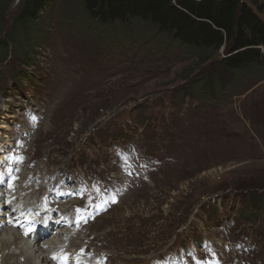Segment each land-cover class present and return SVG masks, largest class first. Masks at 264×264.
<instances>
[{
	"label": "rangeland",
	"instance_id": "rangeland-1",
	"mask_svg": "<svg viewBox=\"0 0 264 264\" xmlns=\"http://www.w3.org/2000/svg\"><path fill=\"white\" fill-rule=\"evenodd\" d=\"M0 1L6 5L0 40L9 43L0 53V146L14 143L13 134L25 138L26 154L39 161L19 169L46 178L52 167L116 174L112 206L89 223L77 248L108 250L112 264L144 263L191 238L222 239L220 225L236 219L235 239L251 236L260 252L255 264H264V205L254 201L244 212L250 218L237 215L242 195L264 197V61L228 73L225 47L206 59L138 16L93 18L82 0H53L30 31L17 27L13 42L21 0ZM258 14L264 20V11ZM24 106L44 116L27 136L26 126H12L25 125ZM129 140L163 161L139 184L111 151L113 141ZM32 184L38 189L43 182ZM1 208L5 231L17 207ZM17 245L20 264H49L27 239Z\"/></svg>",
	"mask_w": 264,
	"mask_h": 264
},
{
	"label": "trees",
	"instance_id": "trees-1",
	"mask_svg": "<svg viewBox=\"0 0 264 264\" xmlns=\"http://www.w3.org/2000/svg\"><path fill=\"white\" fill-rule=\"evenodd\" d=\"M52 1L21 0L11 29V41H15L17 27L26 33L30 31L29 24L37 20ZM82 1L93 18L107 22L114 19L127 21L132 16H138L156 25L159 31L170 35L174 41H182L194 50H202L206 53V59L211 53L225 47L227 54L223 57V63L231 74L264 61V20L258 14L264 11V4H259L258 0H252V4L244 0ZM5 11L6 5L0 1V32L4 26ZM8 51L9 43L1 39L0 53ZM203 80L214 86L213 79L211 81L204 77ZM241 199L243 214L251 212L254 201L264 205V197L255 200L254 196L249 198L246 194Z\"/></svg>",
	"mask_w": 264,
	"mask_h": 264
},
{
	"label": "bare ground",
	"instance_id": "bare-ground-1",
	"mask_svg": "<svg viewBox=\"0 0 264 264\" xmlns=\"http://www.w3.org/2000/svg\"><path fill=\"white\" fill-rule=\"evenodd\" d=\"M0 159H2V160L5 159L6 160V157L4 158V157H1L0 156ZM5 160L2 161V162H5ZM33 184H31L32 185L31 187L34 189ZM5 192H7V191L4 190V188L0 190V208L3 207V209L8 208L7 207L8 202L6 203V201H5L6 195L5 196L4 195L2 196V193H5ZM33 195H35V194H33ZM10 213H13V212L11 211ZM17 213H18V211H17ZM3 216H5V218H6L7 217L6 213H3ZM1 220H2V217L0 218V224H1ZM4 225H7L6 224V221H4ZM8 228L9 229H6L5 231H4L5 228H0V230H1L0 231V260H1V264H7L8 261H9V259L16 260V263L17 264H20L18 262L19 258L17 256H19V254H18L19 248H22V247L19 246V245H17V242H18V240H22V242L24 243V240L26 241L25 236H24L23 233L19 232L18 230H14L15 231V235L12 238H6V235L9 234V231L13 229L10 225H9ZM66 233L67 232H63V233H60L58 235L52 236L47 241L44 240V242H43V246L44 247H41L40 249H38V253L40 252L39 250H43L45 252V255L48 257V259L46 258V256L41 259L44 263H49V264L52 263V262H50V256H51V254H53L56 250L57 251H59V250L62 251L63 250V249H61V247L62 246L64 247V239H65L64 237L66 235H70V234H66ZM71 234H73L75 236L76 234H78V232L77 231L76 232H72ZM79 235L80 234H78L76 237H74L73 240L74 241H77V239H79ZM54 239H56V240H54ZM53 240H54V244L50 246L49 243L51 241H53ZM47 242H49V243H47ZM27 244H29V246L32 249V246H31L32 243L30 244V242L27 240ZM68 245H69L70 250H72L74 248L72 246V239L70 240V242L68 243ZM10 255H11V257L9 258L8 256H10ZM20 257H21V254H20ZM24 260H26V259H24ZM27 261L29 262V259H27Z\"/></svg>",
	"mask_w": 264,
	"mask_h": 264
},
{
	"label": "snow or ice",
	"instance_id": "snow-or-ice-1",
	"mask_svg": "<svg viewBox=\"0 0 264 264\" xmlns=\"http://www.w3.org/2000/svg\"><path fill=\"white\" fill-rule=\"evenodd\" d=\"M10 159L13 160V161H16V162H21V161L23 160V157H17V156H15V155H12V156L10 157ZM8 171L11 172V171H13V169H12V168H8ZM13 179H15V177H13ZM81 211H82V210H81ZM84 219H86V218H84ZM29 231H31V229H29ZM25 234L27 235L28 233L26 232ZM53 258L56 259V258H58V257H56V256L54 255ZM65 264H67V259H65Z\"/></svg>",
	"mask_w": 264,
	"mask_h": 264
}]
</instances>
